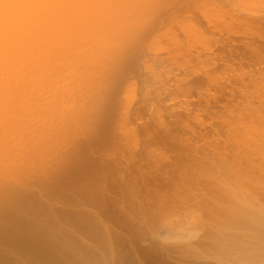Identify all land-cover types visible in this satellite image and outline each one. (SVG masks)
Segmentation results:
<instances>
[{
	"label": "bare ground",
	"instance_id": "bare-ground-1",
	"mask_svg": "<svg viewBox=\"0 0 264 264\" xmlns=\"http://www.w3.org/2000/svg\"><path fill=\"white\" fill-rule=\"evenodd\" d=\"M202 3H179L151 41L163 43L156 55L204 53L182 80L193 86L187 114L136 123L144 137L129 158L78 159L89 132L73 133L68 154L45 146L48 127L75 120L83 92L120 58L105 59L121 42V57L132 52L166 0H0V170L22 158L32 170L0 184V264H264V24L221 13L227 26L207 32L196 12L211 22L220 11ZM44 156L58 163L31 160Z\"/></svg>",
	"mask_w": 264,
	"mask_h": 264
},
{
	"label": "rangeland",
	"instance_id": "rangeland-1",
	"mask_svg": "<svg viewBox=\"0 0 264 264\" xmlns=\"http://www.w3.org/2000/svg\"><path fill=\"white\" fill-rule=\"evenodd\" d=\"M204 0H166V5L161 9H152L142 23L143 36L133 46L132 52L124 53L125 58L121 57L124 43L117 45L118 51L114 52L112 57L105 59L104 63L114 61L119 57V63L113 67L103 69L97 73L96 80L92 90L84 91L89 100L84 104H79L73 108L75 120H71V115H65L62 119L55 121L48 127V140L45 146L55 152H66L70 148V140L73 133L81 130L86 134L89 132V139L84 143L78 154V159L96 155L104 158L106 153L116 150L118 158H129L134 146L140 148L144 132L136 129L135 124L147 121L150 129L157 128L160 124H169L173 121L175 113L187 114V101L190 100L188 93L192 89L191 85H183L184 73H189L203 59V51L199 46H187L176 50L168 46L167 50H162L155 54L156 48L163 43L152 44V38L168 25L169 21L174 20L176 16L182 15L184 10L176 11L179 3L185 5L184 8H200ZM208 1V0H206ZM247 3L248 13H255L264 24V0H244ZM199 2V3H195ZM220 14L218 19L208 22L200 13L196 12L199 24L207 32L223 30L227 26L221 19V13L225 17L231 14L240 15L243 18L250 17L245 12L239 11L237 0H215ZM209 8V7H208ZM228 20V19H227ZM232 27H235L232 25ZM175 34H180L177 28ZM162 39V38H161ZM130 47V48H131ZM128 48L127 50H129ZM122 49V50H121ZM173 50V51H172ZM171 55L167 53L171 52ZM128 53V54H127ZM115 67H118L117 70ZM196 87V85H195ZM73 98V96H68ZM91 98L97 99L91 100ZM57 100V99H56ZM162 122V123H161ZM99 127L98 135L93 137L92 128ZM9 138H5L0 147V162L5 163L7 159L3 154L6 149L5 144ZM153 146H149L146 151H152ZM13 155L14 153H7ZM39 152L37 155H41ZM76 154V155H77ZM2 159V160H1ZM16 166H9L4 171L0 170V184L3 178H10L13 175L31 173V168H24L26 159L22 158ZM38 165H54L58 163L53 157L44 156L42 160L31 159ZM116 166V163L112 164ZM3 165L0 164V167ZM1 186V185H0Z\"/></svg>",
	"mask_w": 264,
	"mask_h": 264
}]
</instances>
